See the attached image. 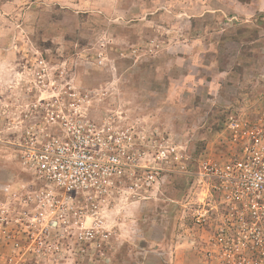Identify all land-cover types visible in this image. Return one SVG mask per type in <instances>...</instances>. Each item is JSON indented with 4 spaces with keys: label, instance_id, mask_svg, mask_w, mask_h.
<instances>
[{
    "label": "rangeland",
    "instance_id": "obj_1",
    "mask_svg": "<svg viewBox=\"0 0 264 264\" xmlns=\"http://www.w3.org/2000/svg\"><path fill=\"white\" fill-rule=\"evenodd\" d=\"M50 96L133 128L157 181L140 172L109 236L54 258L0 233V264H264V200L255 214L210 170L264 156V0H0V189L31 182L20 122Z\"/></svg>",
    "mask_w": 264,
    "mask_h": 264
},
{
    "label": "built area",
    "instance_id": "obj_2",
    "mask_svg": "<svg viewBox=\"0 0 264 264\" xmlns=\"http://www.w3.org/2000/svg\"><path fill=\"white\" fill-rule=\"evenodd\" d=\"M22 118L17 150L31 182L20 192L12 184L1 187L0 233L23 258H54L59 244L70 237L79 245L104 232L109 236L112 229L104 230L109 205L139 187L140 172H145L147 186L157 181V173L143 164L139 134L94 119L79 102L50 96ZM169 157L167 148L160 151V159ZM262 159L254 153L230 162L221 174L210 168L234 185L236 197L255 214L264 200Z\"/></svg>",
    "mask_w": 264,
    "mask_h": 264
}]
</instances>
